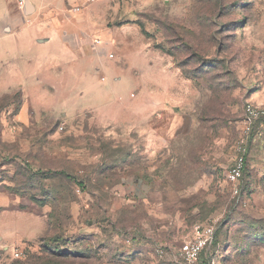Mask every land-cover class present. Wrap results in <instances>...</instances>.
Listing matches in <instances>:
<instances>
[{
	"label": "rangeland",
	"instance_id": "374dc122",
	"mask_svg": "<svg viewBox=\"0 0 264 264\" xmlns=\"http://www.w3.org/2000/svg\"><path fill=\"white\" fill-rule=\"evenodd\" d=\"M76 6L0 0V30L91 12L130 99L106 118L59 80H0V264H179L195 226L198 264H264V0Z\"/></svg>",
	"mask_w": 264,
	"mask_h": 264
},
{
	"label": "crops",
	"instance_id": "0c3cea01",
	"mask_svg": "<svg viewBox=\"0 0 264 264\" xmlns=\"http://www.w3.org/2000/svg\"><path fill=\"white\" fill-rule=\"evenodd\" d=\"M70 1L81 11L79 5L89 0ZM53 15L48 19L55 27L51 34L46 30V15L41 23L34 15L25 27L7 37L0 30V43L7 45L0 48V80H59L61 107L76 112L99 107L106 118L123 116L122 109L119 115L112 114L109 106L116 100L123 106L130 93L111 81L116 67L97 42L100 37L93 14L85 13L80 20ZM95 80L100 85L101 80L111 82L96 87Z\"/></svg>",
	"mask_w": 264,
	"mask_h": 264
},
{
	"label": "built area",
	"instance_id": "2783aa9c",
	"mask_svg": "<svg viewBox=\"0 0 264 264\" xmlns=\"http://www.w3.org/2000/svg\"><path fill=\"white\" fill-rule=\"evenodd\" d=\"M21 7L28 4V0H17ZM97 42H101L100 39ZM262 111L253 105L247 108V119L250 123L254 122L260 116ZM242 162H239L232 170L229 171V179L237 181L241 176ZM214 239V232L211 228L195 226L193 237L182 242L176 255L179 264H198L202 251L208 246L209 242Z\"/></svg>",
	"mask_w": 264,
	"mask_h": 264
},
{
	"label": "trees",
	"instance_id": "16d2710c",
	"mask_svg": "<svg viewBox=\"0 0 264 264\" xmlns=\"http://www.w3.org/2000/svg\"><path fill=\"white\" fill-rule=\"evenodd\" d=\"M243 163H245V162H243Z\"/></svg>",
	"mask_w": 264,
	"mask_h": 264
}]
</instances>
